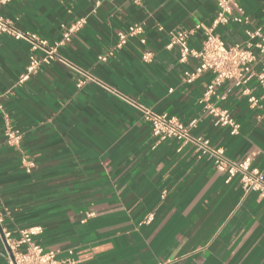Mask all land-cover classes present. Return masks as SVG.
I'll return each mask as SVG.
<instances>
[{
  "label": "crops",
  "instance_id": "obj_1",
  "mask_svg": "<svg viewBox=\"0 0 264 264\" xmlns=\"http://www.w3.org/2000/svg\"><path fill=\"white\" fill-rule=\"evenodd\" d=\"M250 22L218 25L227 44L244 43L245 29L264 31V0H238ZM216 11L214 0H10L0 13L21 30L48 42L61 22L84 18L83 28L58 53L105 85L87 81L56 60L16 84L33 54L27 43L0 34V105L9 114L19 147L5 143L0 111V227L41 226L35 241L55 252L59 264H264V192H244L225 182L212 161L176 140L156 142L149 124L124 98L183 123L199 117L198 99L210 72L191 83L178 48L167 47L177 30L193 32L200 48ZM140 23L137 37L108 56L116 33ZM197 26V28H195ZM152 51L149 63L143 50ZM35 55H40L35 52ZM258 106L224 82L218 105L238 122L236 134L200 117L191 133L221 147L232 161L250 159L264 178V95L249 83ZM26 160L33 166L26 168ZM92 213L91 216H87ZM152 213L149 223L143 218ZM0 264H7L0 234Z\"/></svg>",
  "mask_w": 264,
  "mask_h": 264
},
{
  "label": "built area",
  "instance_id": "obj_2",
  "mask_svg": "<svg viewBox=\"0 0 264 264\" xmlns=\"http://www.w3.org/2000/svg\"><path fill=\"white\" fill-rule=\"evenodd\" d=\"M10 0H0L3 5ZM138 3L141 0H131ZM216 11L211 20L210 26L204 30L203 41L200 48H193L188 43V38L193 30H177L170 33L167 47L178 48V60L180 63H186L188 60L197 61L193 69L183 71L182 81L191 83L204 72L212 74V80L202 91L198 103L201 107L200 116L191 119L187 123L179 121L176 117L167 113H156L141 104L124 98L128 103L137 109L143 121L149 124L150 132L156 142L165 140H176L182 146H191L198 158H205L212 161L215 169L225 175V182L236 178L244 192L257 191L264 192V178L259 169L250 167L248 157L240 161H232L224 156L221 147H215L210 140L203 136L193 135L191 129L195 126L197 120L205 115L213 118L216 125L225 126L230 134H236L239 129L238 122L233 118L227 108L218 105L223 95H216V89L224 82L229 83V89L240 88L241 94L246 98L250 107L258 106V97L252 94L249 83H254L263 91L264 95V31L259 28H246V41L244 43H234L227 45L214 32L218 25H224L229 22L247 25L250 22L243 7L238 0H214ZM85 23L84 18L76 19L70 23L61 22L60 36L56 41L48 42L46 39L37 36L28 31L17 29L13 23L0 13V34H7L27 43L30 51L33 53L29 57V62L25 70L19 75L16 84H22L33 75L42 64H48L51 61H58L79 73L80 78L76 86L80 88L85 82L91 81L97 83L112 94L119 93L102 83L100 80L76 67L72 62L58 53L59 48L65 46L71 37L79 32ZM197 28V26L195 27ZM137 37L141 45H145L146 39L144 30L140 23L128 25L125 30L116 33V40L112 47L98 59L106 61L112 51L122 48L127 42ZM39 52L40 55H35ZM141 60L149 63L153 59L152 51L145 49L142 51ZM2 117V131L5 143L11 147H19L21 135L15 132L11 118L0 105ZM26 168L33 166L31 161L26 160ZM88 213L87 216H91ZM153 218L152 213H148L142 220V223H149ZM2 216L0 214V222ZM42 232L41 226H33L18 229L15 235L12 231L1 228L0 234L6 249L7 264H59L55 252L45 249L35 241V237Z\"/></svg>",
  "mask_w": 264,
  "mask_h": 264
}]
</instances>
